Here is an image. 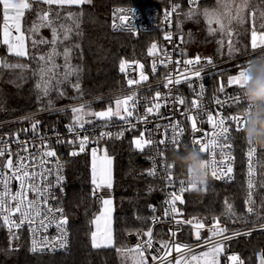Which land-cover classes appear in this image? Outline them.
<instances>
[{
	"label": "trees",
	"instance_id": "16d2710c",
	"mask_svg": "<svg viewBox=\"0 0 264 264\" xmlns=\"http://www.w3.org/2000/svg\"><path fill=\"white\" fill-rule=\"evenodd\" d=\"M169 0H92L91 4L66 6L61 15L67 11L82 13L79 17V35L73 34L71 41L65 43L79 44L74 49L72 64L79 65L82 71L79 75L80 92L71 84L61 86L65 92L59 96L52 91L49 96L38 99L36 88L38 76L33 75L37 68L33 56H39L50 50V45H41L33 49L28 42V57H16L8 52L2 42L0 30V60L8 63L28 65L26 69L8 70L0 68V122L31 113H40V124L45 129L53 130L65 127L72 122L71 105L85 104L90 109H104L114 104L117 97L126 88L124 73L120 70L121 61L127 63L144 58L152 43L158 46L162 41L159 31L132 34L112 30L110 13L114 6H155L163 8ZM242 0H200L195 7L184 5L179 17L178 30L184 33L188 56L210 54L217 62H225L228 68L212 75L209 80V90L219 92L220 83L225 85V92L238 91L227 86V75L239 69L252 57L264 53V49L255 50L251 46V33L264 32V0H247L243 12L237 15V7ZM225 5L228 8H225ZM46 7V6H44ZM55 7V6H53ZM36 5L32 12H26L24 27L31 25L36 19ZM228 9L233 17L225 16L227 31L231 32L232 53L229 54L227 32H221L219 25L209 24L205 12L217 11L221 14ZM191 13V14H190ZM2 26V15H0ZM211 29L216 31L210 32ZM40 35L51 39V30L42 28ZM223 41V44H221ZM63 51V47H60ZM209 51V53L201 52ZM57 64H63V57L56 58ZM60 71H63L61 69ZM72 82H76L73 76ZM223 92V93H225ZM51 101V107H49ZM43 109V110H42ZM114 119V118H113ZM102 120H93V123ZM12 127V126H9ZM8 126L1 131L9 128ZM136 132H124L123 137L105 139L99 142H89L85 152L71 156L73 150L79 148L76 144H60L57 154L67 164V194L64 198L68 225L71 230L72 244L66 252L34 254L30 251L26 235L9 233L0 227V264H134L127 250L130 244L129 235H143L152 227L151 217L163 215V192L160 181L153 175H148L151 169L147 161V152L137 150L132 141ZM185 146L191 147L186 135L179 152L167 151L165 157L168 164H173V154L182 153ZM107 150L112 158L113 177L110 190L101 189L95 196L92 185V149ZM259 185L257 191L256 215L250 217L246 210L245 167L242 143L238 150V172L235 180L228 183L209 181L205 188L187 191L182 194L183 203L179 202L182 217L186 220L201 221L204 224L214 222L219 218L229 229H239L264 222V147H259ZM173 176L184 177L186 170L175 164ZM113 199L112 234L113 245L94 248L91 233L94 231L93 220L102 209V199L106 196ZM232 205L235 215H225L226 202ZM157 208V211H153ZM153 234L160 242H167L168 229L165 224L154 226ZM178 238L181 241H194L195 231L185 225ZM135 247V246H134ZM238 253L244 264H259L258 257L264 253V232L236 237L225 242L226 254Z\"/></svg>",
	"mask_w": 264,
	"mask_h": 264
},
{
	"label": "snow or ice",
	"instance_id": "6c2138e0",
	"mask_svg": "<svg viewBox=\"0 0 264 264\" xmlns=\"http://www.w3.org/2000/svg\"><path fill=\"white\" fill-rule=\"evenodd\" d=\"M92 0H0V15H2V30L3 34V44L7 45L8 52L16 57H28V42L30 41L33 49H39L41 45H50V50L39 56H33L32 59L36 60L37 68L34 70L33 75L38 76L39 79L36 84V88L39 92L38 99L49 96L52 91H56L59 96H64L65 92L62 90L61 86L64 84H71L78 93L80 92V82L79 75L82 69L79 65L72 64V55L74 49L79 48V44H66V41H71L73 34L79 35V17L82 13H75L72 11H67L66 15H61L62 11H65L66 6L72 5H84L91 4ZM189 3L195 4L196 0H189ZM247 0H242L241 4L237 7V15L243 12L246 6ZM33 5H36L35 15L36 19L32 21L31 25L27 28L24 27V18L26 12L33 11ZM46 6V7H44ZM55 6V7H53ZM178 4L172 6L171 11L165 14V20L170 23V17L174 12L179 9ZM225 8H228L225 5ZM124 9H116L113 13L114 21L112 24L113 29L116 30H127L132 33L138 32V29L129 23L130 17L124 13ZM191 14V13H190ZM205 15L209 17V24L215 21L219 25V30L221 32H227L229 37L228 40V50L231 55L232 42H231V32L227 31V26L223 22L225 16L229 18V22L233 18L231 16V10L228 9L225 13L217 12H205ZM264 15V13H262ZM118 20L119 23L115 21ZM264 27V26H262ZM42 28H48L51 30V39L44 38L40 35V30ZM216 31L210 28V32ZM165 40L171 42L172 34L165 33ZM223 44V41H221ZM251 46L253 49L257 47L264 46V32L257 33L255 30L251 33ZM60 47H63V51H60ZM160 54L158 45L152 43L148 48L149 56H157ZM63 57V64H57L56 58ZM159 63L167 67L169 63H172L171 55L167 50H163V57L159 60ZM213 61L211 58L207 59V64L211 65ZM127 61H121L120 70L121 72L126 71ZM178 74L173 76L169 73L165 78L164 87L169 89V96H171V89L169 86H176L182 82H187L188 86L191 88L192 78H200L201 73L204 70L205 65L202 63V58L197 55L194 59H184L183 71H179L181 61H176ZM28 65L20 63H8L5 60H0V68L15 70V69H26ZM143 65L140 64V79L146 80L147 76L143 73ZM157 61L154 59L152 63L153 72L156 71ZM63 69V71H60ZM76 77V82H72V77ZM245 78L244 66L239 67L238 74L230 75L227 79L228 87H235L240 91L234 96H228L225 102L217 99L216 103L221 106H231L233 104H246L245 100L242 98L241 89L244 87L243 80ZM140 81L129 79L128 85L138 84ZM201 91L196 93L197 97H202L203 95V85H200ZM195 91V89H193ZM219 92H225V85L223 82L220 83ZM135 92L123 96L117 97L114 101L115 107L111 105L103 111H92L85 104H80L78 106H73L71 111L73 113L72 122L67 125L69 132L73 133L75 139L63 140L59 136L57 137L56 143H67L76 144L79 143V148L73 150L70 155L77 156L80 153L85 152V149L90 142L89 135H81V131L85 129L86 124L93 123L91 119H85V117H95L98 120L105 121V127H107V122L111 121L113 117L118 118L128 125V128H134L135 124L132 122L134 118L137 122H147L148 117L151 115H159L162 106L166 105L169 100L168 97H162V94L157 91L151 106L145 108L144 115H139L136 113V106L138 104ZM173 104L185 105L186 101L181 96H176L171 101ZM192 109H196L199 114L202 109V105L199 99H193L191 102ZM49 107H51V101H49ZM246 109L250 110V106L246 105ZM43 110V109H42ZM190 110L185 109L182 113L191 122V129L193 132H197L200 129L197 127V116L190 115ZM135 114V115H134ZM23 119H28L24 117ZM167 119V118H165ZM207 122L211 125L212 131L210 133L205 132L202 137L193 138V143L199 146V151L201 155L208 154L210 159H204L205 166L211 170V176L216 179H221L227 177L231 179L232 167L230 161L233 157L230 155L232 148L230 141L231 131H242L245 125L243 116L240 113L224 116L220 111H217L215 115L211 112L207 115ZM39 120L33 119L31 122V131L33 135L39 134ZM235 126L233 129L232 126ZM157 129L163 128L164 136L158 142L151 138L146 139L144 133L141 132L139 138H134L132 143L134 147L139 151H144V149L154 143L158 145H164L165 148L161 150L157 148V154L163 155V151H167V145L173 146L175 152H179L180 149V137L184 133L183 127L180 126L179 121L170 122L167 126L157 124ZM171 129L169 133L168 129ZM127 130V129H125ZM22 131L27 132L28 129H23ZM124 130L113 134L110 131H102L97 138L103 139L113 138L116 139L123 137ZM151 133L149 136L151 137ZM210 137V138H209ZM40 143L30 144L29 141H21L19 133L15 134V142L21 146L20 151L15 154L12 152L10 145L6 141L0 140V158H4L7 155V159L0 163V219L3 220L4 225L12 232V229H19L23 225L27 224L29 229L33 233V247L32 251L43 250L45 248L49 250H55L56 248H64L67 243V231L66 226L68 224V218L64 214L63 207L54 205L51 201H56L58 198L55 194L54 189L60 188L62 191V184L64 177L62 175L63 165L57 157V152L54 147H52L49 139L45 136H40ZM249 145H252L248 142ZM34 148L35 151H30L29 149ZM186 147V146H185ZM217 149L220 150L221 160L216 161ZM227 150V151H225ZM23 152V155L21 154ZM256 149L254 147H249L247 152L249 167H248V196L246 199L247 212L253 214L256 212L254 207L255 201L252 199V194L255 191V165L252 163L253 156ZM103 154L98 155V149L93 148L92 155V185L93 195L95 196L101 189L112 188V158L108 155L107 150H102ZM13 155L16 159L13 160ZM228 161L229 163H226ZM174 164L165 163L164 169L166 172V180L169 184L175 183L173 176ZM156 168L153 167L148 171V175H156ZM15 180L19 184L18 190L13 193L11 190V183ZM181 185L178 194L176 191L170 193V198L166 201L168 207L165 209L164 215L167 217L172 215L173 219L176 216L182 215L179 209L176 207L177 201L183 203L182 193L186 189L184 187L185 181L180 180ZM264 186V183L261 184ZM188 188H193V186L188 185ZM29 193H32V199H29ZM13 202L15 204L13 205ZM103 210L100 215L96 216L93 223L96 225V231L91 233L92 246L94 248L106 247L111 244V198L102 199ZM226 203L225 215L232 217L235 215L232 205ZM155 211V209H153ZM15 214H19V222L13 219ZM159 218L153 217V221L157 222ZM103 223V228L101 224ZM177 224L187 223L191 224L195 229L196 239H200V229L205 227L204 223L193 218L192 220L182 221L176 219ZM55 225L58 230V235L49 239L47 236H41V232H47L50 226ZM211 236L208 241V250L200 253L199 255H190L192 248L190 245L178 244L173 242H161L160 247L163 249V255H152L151 259L153 261H159L160 264H171V261H166V257L171 255L174 250L177 253V258L175 264H220V255L224 251V242L231 239L230 236L225 235L228 231L226 227H221L219 218H215L213 226L209 229ZM238 234V233H236ZM147 237V240L142 241L141 244H137L135 249H129L127 252L132 254L134 259L137 260V264H148L147 257L145 255L153 247V232L149 228L143 233ZM176 234L173 232L172 236ZM214 237H219L220 239H213ZM259 264H264V253L260 254ZM231 264H244V261L239 255L233 254L228 257Z\"/></svg>",
	"mask_w": 264,
	"mask_h": 264
},
{
	"label": "built area",
	"instance_id": "2783aa9c",
	"mask_svg": "<svg viewBox=\"0 0 264 264\" xmlns=\"http://www.w3.org/2000/svg\"><path fill=\"white\" fill-rule=\"evenodd\" d=\"M200 0H196L195 4L189 3V0H169L166 6L163 8H158L155 6H114L111 9L110 13V21H111V28L114 31L117 32H129L127 30H116L113 29L112 24L114 21L113 13L116 9H124L126 10L122 14H126L130 17L129 23L134 25L137 29L138 32L135 34H139L141 32H149V31H159L162 34V41L160 42L158 49L160 50V54L153 57V56H145L144 58H139L136 60H133L126 65V71L123 72L125 79H126V88L124 91L121 93V96H127L133 92L136 94V98L139 101L137 106H136V113L139 115H144L145 113V108L148 106H151V102L153 101V98L155 97V94L157 91H159L162 94V97H168L169 102L162 106L159 112V115H151L148 117L147 122H137L134 118H132L133 124H135L134 128L129 129L128 125L125 124L123 121L119 120L118 118H114L111 121L107 122V127H105V121H99L96 123H90L85 125V129L81 131V135H89L90 136V141L91 142H96L97 138L99 137L100 132L102 131H110L113 134L118 133L122 130L124 132H136V131H144L146 138H151L154 141H159L160 139L163 138L164 132L163 128L157 129L156 125H164L167 126L170 122H175L179 121L180 126L183 127L184 133L183 135L179 138L180 142L182 144L185 136L187 135L189 137V142L192 146H195L199 148L198 145H195L193 143V138H199L202 137L205 132L210 133L212 131L211 125L207 122V115L209 112H211L213 115L217 111H220L222 115L224 116H229V115H234L237 113H240L241 110L246 108V104L241 103V104H233L231 106H225L221 108L220 105L216 103V100L219 99L222 102L226 101V98L228 96H234L236 95L240 90L238 91H230V92H225V93H214L209 90V80L212 75L215 73L222 71L228 66H225V62H217L214 60V58L210 55L202 54L199 55L202 58V63L205 65L203 72L201 73L200 78H192L191 83L192 87L190 88L188 86L187 82H182L179 85L176 86H169L171 89V96H169V89L164 87L165 80L164 78L169 74L172 73L173 76L177 75V65L176 61L180 60L181 65L179 71H183L184 65H183V60L184 59H194L196 56H188L187 51H186V44H185V36L184 33L178 30L177 24L179 21V17L183 13V7L184 5H187L189 7H195L198 5ZM174 4H178L180 7L177 10V12H174L172 16L169 18L170 23L165 20V14L169 11H171L172 6ZM116 23H119L118 20L115 21ZM165 33H171L172 34V40L169 42L168 40L164 39ZM134 34V33H132ZM163 50H167L170 55H171V60L172 63H169L167 67H164V65L159 63V60L163 57ZM211 58L213 63L211 65L207 64V59ZM157 61V68L156 71L153 72L152 70V63L153 60ZM142 64L143 67V73L145 76H147L146 80H141L140 79V68L139 65ZM129 79H134L140 81L138 84H133L131 86L128 85V80ZM203 85V95L202 97H197L196 93L201 91L200 85ZM195 89V91L193 90ZM176 96H181L185 99L186 103L185 105H177L173 104L171 101L173 100L174 97ZM193 99H199L202 109L200 110L199 114L197 113L196 109H192L191 102ZM189 109L190 115L197 116V127L200 129L197 132H193L191 129V122L187 119L185 115L182 113L185 112V109ZM39 114V115H38ZM40 113H31V114H26L22 115L20 117H15L13 119H9L3 122H0V140L8 142L10 145V148L12 152L15 154L17 151H20L21 146L15 142V134L19 133V137L21 141H29L30 144H39L40 143V136H45L49 139L52 147L57 150V146L60 144L56 143L57 137L59 136L63 140H72L75 139V136L73 133L69 132L68 128L65 127H59L53 130L45 129L44 127L39 124V134L34 136L33 132L31 131V122L33 119L39 120L38 117L40 116ZM135 115V114H134ZM24 117H28V119H23ZM167 118V119H165ZM6 126H12L9 127L6 130L1 131L2 128ZM232 128L234 129L235 126L233 125ZM23 129H28L27 132L22 131ZM127 129V130H125ZM169 133H171V129H168ZM152 134L151 137L149 134ZM114 137V136H113ZM210 138V137H209ZM109 139L107 137L103 139H99V141ZM231 143L232 148L230 151V155L233 157V159L230 161L231 167H232V173H231V179L224 177L221 179H216L211 176V170H209L210 177L209 181L215 180L218 182H223V183H228L232 182L235 180L237 172H238V150L240 148V145L242 143L243 147V157L245 160L244 167H245V185H246V199L248 196V167H249V160L247 156V152L249 150V147H254L256 149L255 154L252 159V163L255 165V191L252 194V199L255 201L254 207L256 208L257 205V191H258V185H259V146L255 145H249V143L245 140L244 138V133L242 131H231V139L228 141ZM64 144V143H61ZM180 144V147H181ZM160 148L163 150L165 148L164 145H158V143H154L148 147L145 148L147 152V161L149 162L150 168L152 169L153 167L156 168V175H154L161 183L162 186V192H163V203H162V208H163V215H154L151 217L152 220V232L154 231V226L158 224H165L167 229H168V237H167V242H175L178 244H186L190 245L192 248V252L190 255H196L199 254L205 250L208 249V244L205 243V241L209 240V237L211 236V233L209 229L213 226L214 222L206 223L204 224L205 227L203 229H200V239L197 240L195 239L194 241L191 242H185L181 241L178 236L179 234L183 231V228L185 225L190 226L193 228L191 224L187 223H181L177 224L176 219L182 220V221H187L184 219L181 215L176 216V219H173L172 215L165 216L164 212L165 209L168 207V204L166 201L170 198V193L173 191H176L178 194L179 189L181 185L179 184L180 180L185 181L184 187L188 190L183 192L182 194L186 193L187 191H195L196 189L193 188H188V184L186 183V176L187 173L185 174L184 177H175L174 180L176 181L175 183L169 184V182L166 180V172L164 169L165 163H167L166 160V155L165 153L167 151H174L173 146L167 145V151H163V155H158L157 154V148ZM30 151H35L34 148L29 149ZM227 151V150H225ZM220 150L217 149V154H216V161L219 162L221 160L220 156ZM21 154L23 155V152L21 151ZM57 157L59 158L60 162L63 165L62 168V175L64 177V181L62 184V191L60 188L54 189L55 194L57 196L56 201H51L54 205H58L60 207H63L64 209V214H66V209H65V204H64V198L67 194V164L66 161L60 157L57 154ZM202 157L204 159H210V156L206 153L203 154ZM7 159V155L4 158H0V163L3 162V160ZM16 157L13 155V160L15 161ZM226 163H229L226 161ZM208 181V183H209ZM207 183V184H208ZM206 184V185H207ZM203 186L199 189H203L206 187ZM19 188V184L17 181L13 180L11 183V190L13 193H15ZM198 189V190H199ZM181 194V195H182ZM34 198L32 193H29V199ZM15 202H13V205ZM176 207L179 209L180 213L182 212L179 206V201L176 203ZM155 211H157V208H154ZM247 209V205H246ZM248 216L254 217L256 215V212L253 214H249L247 212ZM153 217L159 218L157 222L153 221ZM13 219L19 222V214H15L13 216ZM221 227H226L228 231L225 233V235H228L231 237V239L240 237V236H245L249 235L255 232H264V222L263 223H258V224H253L250 226L242 227L239 229H229L227 224L225 222L220 221ZM0 227L3 228L5 231L9 232V229L6 225H4L3 220L0 219ZM195 231V229L193 228ZM66 231H67V243L64 248H56L55 250H49L47 248L43 250H38V251H32L33 247V233L29 229V226L27 224L23 225L19 229H12L11 233H21L23 235H26L27 240H28V245L29 249L32 253L34 254H41V253H60V252H66L71 248L72 244V235H71V230L69 225L67 224L66 226ZM175 233V236H172V233ZM10 233V232H9ZM238 233V234H236ZM41 236H47L49 239L56 237L58 235V230L55 227V225L50 226L47 230V232H41ZM133 234L129 235V241L133 240ZM136 240L135 243L132 246H135L137 244H141L142 241L147 240L146 239H140L137 235H135ZM196 238V236H195ZM213 239H220L219 237H214ZM230 240V239H229ZM228 241V240H227ZM226 242V241H225ZM224 242V245H225ZM161 242L155 238L153 234V247L150 249L148 252L145 253L148 264H160L159 261H153L151 259L152 255H163V249L160 247ZM177 258V253L173 250L171 252V255L166 257V261H171V264H175V260Z\"/></svg>",
	"mask_w": 264,
	"mask_h": 264
},
{
	"label": "clouds",
	"instance_id": "9594fccd",
	"mask_svg": "<svg viewBox=\"0 0 264 264\" xmlns=\"http://www.w3.org/2000/svg\"><path fill=\"white\" fill-rule=\"evenodd\" d=\"M244 73L241 95L250 110L245 108L240 112L245 121L242 132L247 142L264 147V53L250 58L244 65ZM172 163L186 170V183L193 189L198 190L208 183L209 169L199 148L186 146L182 153L173 154Z\"/></svg>",
	"mask_w": 264,
	"mask_h": 264
},
{
	"label": "rangeland",
	"instance_id": "374dc122",
	"mask_svg": "<svg viewBox=\"0 0 264 264\" xmlns=\"http://www.w3.org/2000/svg\"><path fill=\"white\" fill-rule=\"evenodd\" d=\"M211 12H217V11H211ZM217 13H219V12H217ZM223 22L225 23V25H227V21L224 19L223 20ZM259 34V33H258ZM260 49H264V46H261V47H257L255 50H260ZM201 52H205V53H209V51H206V50H201ZM208 55H210V54H208ZM210 56H212V55H210ZM244 66V65H243ZM238 71H239V69H237L236 71H234V72H232V73H230V74H228L227 75V79H228V77L230 76V75H235V74H238ZM120 97H123V96H120ZM74 105H71V106H69L68 108H66V109H71L72 107H73ZM113 108L115 107V104H113V105H111ZM107 109V107L106 108H104V109H97V110H94V109H91L92 111H103V110H106ZM72 112V111H71ZM39 115V114H38ZM72 116H73V113H72ZM73 118V117H72ZM113 118H115V117H113ZM85 119H91L92 121L93 120H97L95 117H85ZM143 133H144V136H145V138H146V135H145V132L144 131H142ZM141 133V132H140ZM140 133L139 134H137V135H135L134 136V138H139V136H140ZM133 138V139H134ZM147 139V138H146ZM103 154V152L101 151V150H99L98 149V155H102ZM92 158V157H91ZM92 162V161H91ZM107 189V188H106ZM108 190H110V189H108ZM106 198H111L109 195L108 196H106ZM105 198V199H106ZM112 206H113V204L111 205V208H112ZM100 215V214H99ZM94 231H96V225L94 224ZM101 228H103V223L101 224ZM110 229H111V223H110ZM111 236H112V238H113V234H112V229H111ZM112 241V240H111ZM131 249H135V247L133 246ZM208 250V249H207ZM207 250H205V251H207ZM202 253V252H201ZM129 254V253H128ZM200 254V253H199ZM199 254H196V255H199ZM130 255V257H132L133 258V262H134V264H137V260L136 259H134V257H133V255L132 254H129ZM219 259H220V264H223V262H224V259H225V245H224V251H223V253L220 255V257H219ZM258 261H259V259H258ZM192 264H195V262H192Z\"/></svg>",
	"mask_w": 264,
	"mask_h": 264
},
{
	"label": "crops",
	"instance_id": "0c3cea01",
	"mask_svg": "<svg viewBox=\"0 0 264 264\" xmlns=\"http://www.w3.org/2000/svg\"><path fill=\"white\" fill-rule=\"evenodd\" d=\"M2 41H3V34H2ZM7 46V45H6ZM8 48V47H7ZM116 118V117H115ZM112 177H113V167H112ZM111 197V196H110ZM106 198V197H105ZM104 198V199H105ZM111 200H112V204H113V199L111 197ZM103 210V209H102ZM113 213H114V207L112 206V211H111V229H112V222H113ZM113 245V238H112V241H111V244L109 246H112ZM205 252V251H203Z\"/></svg>",
	"mask_w": 264,
	"mask_h": 264
},
{
	"label": "water",
	"instance_id": "95a60500",
	"mask_svg": "<svg viewBox=\"0 0 264 264\" xmlns=\"http://www.w3.org/2000/svg\"><path fill=\"white\" fill-rule=\"evenodd\" d=\"M132 236H133V240H131V242H130L131 245H133L135 243V240H136L135 235H132ZM233 254H236V255L240 256V254H238V253H228V254H226V264H231V262L228 260V257L230 255H233ZM240 258H241V256H240Z\"/></svg>",
	"mask_w": 264,
	"mask_h": 264
}]
</instances>
